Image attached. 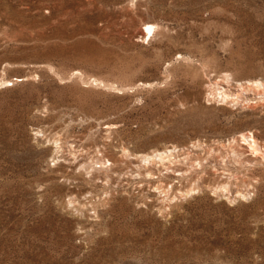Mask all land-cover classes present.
Returning a JSON list of instances; mask_svg holds the SVG:
<instances>
[{"label":"rangeland","instance_id":"374dc122","mask_svg":"<svg viewBox=\"0 0 264 264\" xmlns=\"http://www.w3.org/2000/svg\"><path fill=\"white\" fill-rule=\"evenodd\" d=\"M257 81L264 0H0V264H264Z\"/></svg>","mask_w":264,"mask_h":264},{"label":"bare ground","instance_id":"6f19581e","mask_svg":"<svg viewBox=\"0 0 264 264\" xmlns=\"http://www.w3.org/2000/svg\"><path fill=\"white\" fill-rule=\"evenodd\" d=\"M158 27V26H157ZM156 27L155 26H153V25H147L146 27H145V32L147 33V34H150L151 32H153L154 30H156L155 29ZM157 29H159V28H157ZM10 82V81H9ZM254 84H255V86H257V87H259L260 85H264L262 82H260V81H257V82H253ZM213 94H215V93H213ZM216 95V94H215ZM223 97L224 98H226V99H228V98H230V96L228 95V94H223ZM232 103V102H231ZM240 138L242 139V140H244V141H248V144H249V146L251 147V151L253 152V154H255V155H258V154H264V150L262 149L263 147V145L261 146V144L259 145V143H258V140H256L255 139V137L253 136V135H247V134H244V133H241L240 134ZM238 139V138H237ZM236 139V141H241V139H239V140H237ZM161 153V152H160ZM159 156H161V154L159 155ZM234 156V155H233ZM257 157V156H256ZM236 158V157H235ZM176 164V163H175ZM200 164V163H199ZM205 167V166H204ZM191 172V171H190ZM184 176V175H183ZM182 195V194H181Z\"/></svg>","mask_w":264,"mask_h":264}]
</instances>
